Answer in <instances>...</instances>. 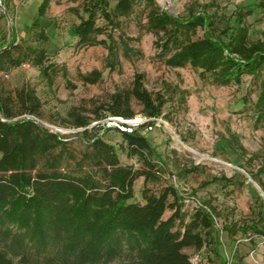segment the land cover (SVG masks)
<instances>
[{
  "label": "trees",
  "instance_id": "trees-1",
  "mask_svg": "<svg viewBox=\"0 0 264 264\" xmlns=\"http://www.w3.org/2000/svg\"><path fill=\"white\" fill-rule=\"evenodd\" d=\"M50 1L41 0L40 21L31 25L40 27L35 47L16 41L0 45V72L29 64L52 86L55 69L47 64L48 38L42 28ZM136 4L143 6L144 28L157 37L155 57L164 66L190 67L217 86L264 73V41H251L246 26L224 42L211 34L204 13L191 11L179 18L153 0H116L112 9L109 0H82L70 35L80 48L103 47L106 66L113 71L119 54H140L128 45L120 20ZM260 6L264 10V0ZM199 29L202 36L194 38ZM113 31L118 32L116 39ZM144 77L135 73L128 87L67 112L63 125L78 130L81 150L38 124L42 103L31 86L0 90V240L7 241V251L0 249V264H110L117 259L120 264H194L186 250L198 252L211 243L213 208L193 205L184 211V199L174 186L162 185L157 192L148 188L160 184L162 171L141 130L161 116L165 99L145 88ZM99 79L97 70L79 75L83 84ZM259 100L264 109V83ZM134 104L147 121L131 127L121 123L124 130L117 131L121 150L138 168L122 165L114 147L103 140L109 130L104 119L130 120L137 114ZM138 178L143 179L140 203L131 201Z\"/></svg>",
  "mask_w": 264,
  "mask_h": 264
},
{
  "label": "rangeland",
  "instance_id": "rangeland-1",
  "mask_svg": "<svg viewBox=\"0 0 264 264\" xmlns=\"http://www.w3.org/2000/svg\"><path fill=\"white\" fill-rule=\"evenodd\" d=\"M179 18L188 13H204L209 18L211 34L228 42L243 26L251 41H264V10L260 0H153ZM41 0H0V45L10 41L36 46L40 27H31ZM82 0H51L42 28L48 40L44 44L47 64H54L52 86L29 64L0 72V90L12 92L23 84L31 86L42 103L38 124L56 132L77 150L83 144L77 129L63 125L67 112L74 107L102 101L116 88L128 87L135 73H144V86L151 93L163 95L161 116L141 134L156 153L162 171L160 184H148L157 192L162 185L174 186L184 199V211L193 205L214 209L211 243L198 252L186 250L194 264H264V109L258 104L264 73L243 75L239 84L217 86L190 67L169 68L155 57L157 37L144 25L146 13L136 4L131 15L121 18V31L128 45L140 54L124 58L113 71L106 66V50L101 46L80 48L70 35L78 23L75 9ZM116 0H109L112 9ZM79 14L80 9H79ZM102 25V21L97 22ZM116 39L117 31H113ZM199 29L194 38L201 37ZM104 38L99 36L98 39ZM100 72L95 84H83L79 75ZM74 88H70V86ZM136 115L130 120L105 118L109 130L103 140L111 144L122 165L139 167L134 158L121 150L123 131L145 121L133 105ZM263 109V110H261ZM261 113V114H260ZM261 115V118L259 117ZM102 122V121H101ZM95 123H92L94 125ZM129 131V129H127ZM101 133V131H99ZM236 141V142H235ZM237 143V144H236ZM143 179L133 185V202H142ZM169 214L166 211L165 216ZM7 241L0 249L7 251ZM117 259L110 264H120ZM39 264H44L40 262Z\"/></svg>",
  "mask_w": 264,
  "mask_h": 264
},
{
  "label": "water",
  "instance_id": "water-1",
  "mask_svg": "<svg viewBox=\"0 0 264 264\" xmlns=\"http://www.w3.org/2000/svg\"><path fill=\"white\" fill-rule=\"evenodd\" d=\"M169 13V12H168ZM169 14H171V13H169ZM172 15V14H171ZM113 120H120L119 118H113ZM124 123H126V122H124Z\"/></svg>",
  "mask_w": 264,
  "mask_h": 264
}]
</instances>
